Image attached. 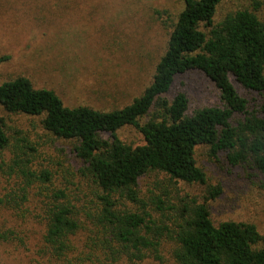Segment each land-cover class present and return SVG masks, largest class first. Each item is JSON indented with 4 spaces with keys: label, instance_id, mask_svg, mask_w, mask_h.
<instances>
[{
    "label": "trees",
    "instance_id": "16d2710c",
    "mask_svg": "<svg viewBox=\"0 0 264 264\" xmlns=\"http://www.w3.org/2000/svg\"><path fill=\"white\" fill-rule=\"evenodd\" d=\"M227 1L183 0L153 82L122 109L69 108L54 91L37 89L26 77L0 86V107L8 114L44 116L46 131L74 142L80 185L86 181L93 188L88 204L58 174L49 168L32 171L28 161L21 165L24 188H5L0 195V209L20 228L27 222L42 227L51 264H142L162 260L164 244L174 264H264V235L256 225H216L207 203L196 200L168 209L148 205L140 189L141 180L153 174L175 184L205 185L206 175L196 160L200 146L210 147L213 156L225 154L232 166L250 164L264 179V20L255 7L228 13L217 22ZM5 60L0 58V65ZM192 72L214 84L220 105L191 112L185 93L171 96L176 79ZM249 94L259 97L255 109ZM126 127L135 128L145 144H125L117 133ZM10 146L0 118V152ZM15 167H20L18 157L9 175L15 176ZM44 185L45 198L39 194ZM32 191L38 192L35 203L30 202ZM219 195L213 189L210 199ZM13 235L19 237L15 228L0 229L4 242Z\"/></svg>",
    "mask_w": 264,
    "mask_h": 264
},
{
    "label": "rangeland",
    "instance_id": "374dc122",
    "mask_svg": "<svg viewBox=\"0 0 264 264\" xmlns=\"http://www.w3.org/2000/svg\"><path fill=\"white\" fill-rule=\"evenodd\" d=\"M258 7L264 20V0H230L217 13L219 22L228 13ZM184 8L183 0H0V86L26 77L37 89L54 91L69 108L88 106L113 111L130 105L153 82L158 62L167 49L171 32ZM183 92L191 112L220 105L219 92L203 74L179 76L171 96ZM252 109L259 97L249 94ZM11 146L0 152V195L4 189H23L26 178L21 165L32 171L49 168L64 186H74V194L90 204L92 186L80 185L74 142L59 139L45 130L44 116L11 115L0 107ZM119 138L127 145L145 144L132 127L121 129ZM16 147V148H15ZM18 147V148H17ZM20 149V150H18ZM18 157L20 167L9 175ZM198 166L206 184H175L161 175H150L140 182L148 205L170 208L196 200L207 203L212 221L247 222L264 235V179L250 164L232 166L223 153L213 156L210 147L196 148ZM59 183V182H58ZM47 186L39 194L45 198ZM219 189L212 200L210 192ZM37 191H32L35 203ZM167 213V212H165ZM168 218L174 213L168 212ZM160 220L161 215L157 216ZM0 209V229L12 227L19 232L8 242L0 240V264H51L44 251L42 227L27 222L23 228ZM169 246L161 248L162 260L142 264H174Z\"/></svg>",
    "mask_w": 264,
    "mask_h": 264
}]
</instances>
